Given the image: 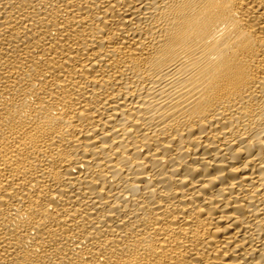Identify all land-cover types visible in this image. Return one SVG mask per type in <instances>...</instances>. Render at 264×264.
Listing matches in <instances>:
<instances>
[{"label": "bare ground", "instance_id": "bare-ground-1", "mask_svg": "<svg viewBox=\"0 0 264 264\" xmlns=\"http://www.w3.org/2000/svg\"><path fill=\"white\" fill-rule=\"evenodd\" d=\"M0 264H264V0H0Z\"/></svg>", "mask_w": 264, "mask_h": 264}]
</instances>
